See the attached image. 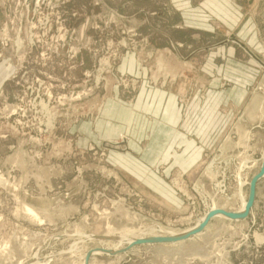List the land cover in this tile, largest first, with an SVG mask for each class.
I'll list each match as a JSON object with an SVG mask.
<instances>
[{
  "label": "rangeland",
  "instance_id": "obj_1",
  "mask_svg": "<svg viewBox=\"0 0 264 264\" xmlns=\"http://www.w3.org/2000/svg\"><path fill=\"white\" fill-rule=\"evenodd\" d=\"M180 2L0 0V264H83L119 246L97 236H168L211 206L239 210L264 150V0H233L209 28L186 23ZM153 89L183 113L222 94L219 137L187 169L159 158L160 186L116 159L131 134L99 135L107 101ZM87 264H264V176L243 220Z\"/></svg>",
  "mask_w": 264,
  "mask_h": 264
},
{
  "label": "crops",
  "instance_id": "obj_2",
  "mask_svg": "<svg viewBox=\"0 0 264 264\" xmlns=\"http://www.w3.org/2000/svg\"><path fill=\"white\" fill-rule=\"evenodd\" d=\"M180 1L186 23L208 28L209 15L219 22L225 21L229 19L227 9L234 5L233 0H209L200 6H191L188 0ZM221 95L214 91L203 104L193 102L187 113L181 111L173 94L162 90L153 89L147 95H140L133 106L109 100L102 112L99 135L111 138L124 132L131 134V153L117 154L116 159L138 177L160 186L164 183L150 168L159 158L166 160L171 156V165L187 169L193 165L194 156L219 137ZM180 147L184 149L181 151Z\"/></svg>",
  "mask_w": 264,
  "mask_h": 264
},
{
  "label": "water",
  "instance_id": "obj_3",
  "mask_svg": "<svg viewBox=\"0 0 264 264\" xmlns=\"http://www.w3.org/2000/svg\"><path fill=\"white\" fill-rule=\"evenodd\" d=\"M264 176V150L261 155V163L259 166L258 171L251 177L249 184H248V190H247V197H246V202L242 210L240 211H232V210H225L221 208H216L209 210L203 217V219L194 227L178 233V234H173V235H168V236H150V237H139V238H133L130 241H128V245L123 248V249H117V250H111V249H105V248H95L92 250H89L84 257V263H88L89 257L94 253V252H103L107 254H114L116 252L120 251H125L135 245H140V244H148V243H174L178 241L185 240L189 238L192 235L200 233L208 224V222L216 217V216H221L223 218H226L228 220H243L245 219L251 208L254 205L255 202V197H256V185L258 181ZM97 239L101 240H117L120 239L119 237L113 238L110 236H97Z\"/></svg>",
  "mask_w": 264,
  "mask_h": 264
},
{
  "label": "bare ground",
  "instance_id": "obj_4",
  "mask_svg": "<svg viewBox=\"0 0 264 264\" xmlns=\"http://www.w3.org/2000/svg\"><path fill=\"white\" fill-rule=\"evenodd\" d=\"M250 52V51H249ZM256 105V104H255ZM258 112V111H257ZM249 184V183H248ZM247 197V196H246ZM246 197H243V196H241V199H240V207H239V210L238 211H240V210H242L243 209V207H244V205H245V202H246ZM212 209H216L214 206H211L208 210H212ZM207 210V211H208ZM206 214V213H205ZM204 214V215H205ZM204 215L202 216V218H200L199 220H198V223L203 219V217H204ZM216 217H221V216H216ZM237 222V221H236ZM197 223V224H198ZM159 228H161L160 226H158ZM154 230V229H153ZM152 230V231H153ZM150 231V230H149ZM149 231L148 232H146V233H144V235H143V237L144 236H149V235H152L153 233H149ZM113 234H115V233H110V232H108V233H106L105 235H113ZM170 234H174V232H171V233H169V234H167V235H170ZM96 235V234H95ZM119 235V238L120 239H117V243H119V246L118 247H116V244H113L112 245V247H110V249H114V248H119L120 246H122V244L123 243H125V242H128V241H130L131 239H133V238H136V237H134V236H126V235H121V234H118ZM160 236H163V235H160ZM165 236V235H164ZM139 237H142V236H139ZM73 252V251H72Z\"/></svg>",
  "mask_w": 264,
  "mask_h": 264
}]
</instances>
